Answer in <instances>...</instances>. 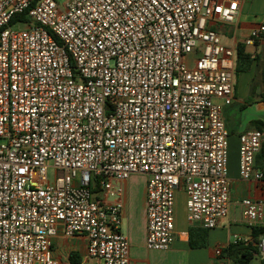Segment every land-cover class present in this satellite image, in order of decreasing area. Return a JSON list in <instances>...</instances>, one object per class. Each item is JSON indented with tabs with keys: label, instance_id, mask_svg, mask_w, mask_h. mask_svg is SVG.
Instances as JSON below:
<instances>
[{
	"label": "built area",
	"instance_id": "2783aa9c",
	"mask_svg": "<svg viewBox=\"0 0 264 264\" xmlns=\"http://www.w3.org/2000/svg\"><path fill=\"white\" fill-rule=\"evenodd\" d=\"M245 2L0 0V264H61L59 230L88 239L71 264H130L122 227L136 174L148 250L174 244L181 190L188 222L217 228L231 204L223 109L237 64L219 27ZM263 35L260 25L243 44ZM239 140L241 178L262 181L264 134ZM241 205L249 227L264 224V201Z\"/></svg>",
	"mask_w": 264,
	"mask_h": 264
},
{
	"label": "crops",
	"instance_id": "0c3cea01",
	"mask_svg": "<svg viewBox=\"0 0 264 264\" xmlns=\"http://www.w3.org/2000/svg\"><path fill=\"white\" fill-rule=\"evenodd\" d=\"M260 25H264V0H246L235 23L221 25L219 30L223 42L238 50L239 45H244L243 42L249 33ZM245 46V53L249 56L238 61L237 55L233 103L223 109L224 122L229 133L228 177L231 203L229 215L220 221L217 228L204 229L206 246L193 249L189 243L190 229H194L196 234L195 231L203 228L188 222L185 205L181 217L175 220L176 238L172 247L168 251H150L146 246L147 179L141 174L133 175L143 176L144 185H132L131 178L125 185L122 231L130 242V264H232L222 255L223 250L230 244L243 242L258 247L261 242L264 235L259 231L264 228V224L249 227L243 220L241 202L244 199L264 201V179L256 181L241 178L239 139L241 135L257 130L256 122L264 123V35L254 45ZM255 165L257 167V158ZM87 248L88 239L82 235L66 237L59 230L53 239L54 256L61 264L75 263L72 262L73 258L80 261L85 256ZM258 263L259 258L256 256L253 264Z\"/></svg>",
	"mask_w": 264,
	"mask_h": 264
},
{
	"label": "trees",
	"instance_id": "16d2710c",
	"mask_svg": "<svg viewBox=\"0 0 264 264\" xmlns=\"http://www.w3.org/2000/svg\"><path fill=\"white\" fill-rule=\"evenodd\" d=\"M19 19H25V15L16 17L11 22L12 25L16 24ZM245 45H239L237 50L238 61L242 59V57H248L249 55L245 53ZM238 69V65H237ZM257 130H260L264 134V123L259 121L256 122ZM257 167L264 172V142L262 145V150L257 157ZM194 229H190V239L189 243L191 248L198 249L204 248L206 246V230L198 229L195 231ZM259 233L264 235V228H262ZM195 236V237H194ZM222 255L228 258L232 264H253L256 256L259 258L258 264H264V255H261L258 247H253L251 245H246L243 242H236L234 244H230L227 249L223 250ZM72 262H79V259L73 258Z\"/></svg>",
	"mask_w": 264,
	"mask_h": 264
},
{
	"label": "rangeland",
	"instance_id": "374dc122",
	"mask_svg": "<svg viewBox=\"0 0 264 264\" xmlns=\"http://www.w3.org/2000/svg\"><path fill=\"white\" fill-rule=\"evenodd\" d=\"M60 3H64L67 0H58ZM22 27L21 26H14V30H20ZM49 176L52 179L54 177V170H50ZM131 183L132 185H144V180L143 176H132L131 177ZM175 220L179 219L185 210V205H186V198L184 191H179L176 195V203H175ZM90 264H98L97 261H91Z\"/></svg>",
	"mask_w": 264,
	"mask_h": 264
}]
</instances>
